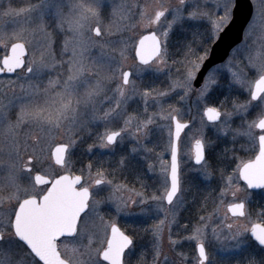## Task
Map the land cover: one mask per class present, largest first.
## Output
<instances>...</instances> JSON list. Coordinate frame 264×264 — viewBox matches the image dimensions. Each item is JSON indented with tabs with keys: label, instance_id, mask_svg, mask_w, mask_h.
Wrapping results in <instances>:
<instances>
[{
	"label": "snow or ice",
	"instance_id": "snow-or-ice-1",
	"mask_svg": "<svg viewBox=\"0 0 264 264\" xmlns=\"http://www.w3.org/2000/svg\"><path fill=\"white\" fill-rule=\"evenodd\" d=\"M100 2L74 0L67 13L60 4L53 5L51 2L29 4L18 9L9 7L3 13L4 16H31L33 13L36 16L35 27L31 30L21 29L19 32L0 34V47L5 49V54L0 57V73H16L21 93L16 95L15 89L9 85L15 102H0V135L7 141L5 147L8 155L7 160L0 159V165L6 168L3 183H0V204L15 201L11 211L0 214V264H26L21 259L25 255L32 257L30 264H39V261L43 264H132L130 255L136 247V234H126L115 222L105 220L98 211L105 202L114 203L118 212L138 205L145 215L152 211L163 213L164 218L150 229L155 240L151 264H169V256L163 250L166 229L169 245L175 247L180 242L172 238V226L177 223L178 209L185 202L180 138L181 133L189 128V123L182 122L180 109L170 104L165 107L163 101L176 93L177 89L183 91L181 101L193 93L198 100H206L212 87L218 83L216 74L220 68L210 72L200 88H194L197 74L207 57V50L200 55L189 44L182 61L171 60L168 38L174 26L183 23L185 19H208L211 22V37L215 39L237 5L234 0L217 3L216 7L222 8L224 15L212 18L206 8L196 3L187 10L185 16L187 0H179L177 5H171L167 0H156L154 5L121 4L113 8L115 19L105 23ZM48 7H55L57 23L53 32L48 31L49 26L44 20V10ZM133 8L140 9L138 23L144 27L161 25L164 21L159 38L153 32L139 41L136 55L140 63L135 74L138 79L142 72L170 70V60L172 64L180 63L183 72L177 70L178 78L170 80L167 90L141 88L132 79L133 71L126 70L127 41H121L117 48L108 39L115 33L135 27L129 23L133 17ZM169 14L172 15L171 20L167 18ZM259 16L261 31L264 32V0ZM254 28L255 17L245 32V40ZM56 30L64 34L59 52L55 47ZM36 33L41 36L38 46L31 39ZM145 41L150 43L146 44ZM245 47H248L247 43ZM92 48L100 49L99 58H89ZM246 66L256 70L255 78L248 79L243 69L234 71L232 75L236 83L247 86L250 98L244 103L233 101V111L224 107V101L220 102V107L206 106L204 114L209 121L220 122L219 131L225 134L231 131L233 140L239 136H246L250 142L258 140L259 155L247 163L242 161L231 175H226L224 169L214 168L210 151L212 142L203 137L196 139L195 162L200 166L198 170L206 178H211L218 171L224 186L217 197L219 203H215L211 212L199 216L198 221L192 225V234L184 237L197 241L193 264H218L209 250L212 242L227 254L219 264H230L233 256L236 257V264H264V224L249 221L252 226L248 227L247 224L239 223L248 220L251 213L246 200L238 196L246 189L234 182L242 178L247 182V188H264V43L250 50ZM46 73L55 75L49 76L44 83L41 78ZM136 97L143 101V114H129L127 111L128 102ZM150 103L156 104L158 110L149 113ZM98 105L100 114H97ZM82 107L91 109L93 119L103 120L106 124L122 119L123 126L119 130L106 128L100 137V147L107 149L114 147L124 135L131 134L145 152L151 153L154 149L148 148L143 141L158 121L161 127L167 128V150L170 151L171 160L168 163L161 161L164 183L159 195L149 194L145 197L143 192L129 188L127 184L117 183L115 176L109 179L112 173L102 166L95 167L91 162L81 169L82 175H53L51 180H47L37 172L34 184L22 181V174H31L34 163H38L37 154L41 151L39 146L62 133L68 139L58 144L54 155L55 163L66 168L69 150L80 131H83L82 127L78 129V116ZM13 108H18V111L13 112ZM253 109L256 110L255 118L248 120L247 116ZM234 115L243 118L241 128H231L230 121ZM257 129L261 134H257ZM131 151L135 153L137 148ZM117 163L120 169H124L128 167V158L121 157ZM49 184L50 187H46L43 192L35 190V185ZM102 185H107L110 191L102 199H95L93 189ZM125 193L131 194L126 196ZM229 195L239 202L226 204L225 198ZM149 201L155 205L154 209L150 207ZM214 217L219 219V223ZM259 217L264 219V209ZM182 227L188 228V225ZM248 234L255 244L248 239ZM62 237L72 243L58 244ZM21 242L23 247L18 248ZM23 248L28 251L25 253ZM245 254L241 262L239 257ZM178 255L181 260H186L183 253ZM137 264H148L144 254H141Z\"/></svg>",
	"mask_w": 264,
	"mask_h": 264
},
{
	"label": "rangeland",
	"instance_id": "rangeland-1",
	"mask_svg": "<svg viewBox=\"0 0 264 264\" xmlns=\"http://www.w3.org/2000/svg\"><path fill=\"white\" fill-rule=\"evenodd\" d=\"M254 7V12L251 21L249 24L254 22L255 17V28L251 31V35L245 40V33L242 42L233 49L228 59L213 69H211L206 77H208L210 72H214L217 68H220V71L216 74V79L218 83L214 85L207 97L206 100H198L195 93L191 94L183 101L180 100V96L183 95V91L177 89L176 93H173L169 97H166L163 101L164 106L167 107L169 104L175 108L180 109V116L182 120L191 121L190 127L184 132L180 139V165H181V178L183 182V187L185 189L184 194V204L181 205L178 209L177 223L172 226L173 239L179 240V244L175 247L171 246L167 242V229L165 230V238L163 243V250L169 256V264H193L194 257L196 255V244L197 241L184 239V237L190 236L192 234L191 228L182 227L184 224L181 222L185 208H188L190 197H191V186L196 182L200 186L202 185H211L209 188L210 192L214 194V202L219 203L217 197L219 195L220 189L224 186L223 181L221 180L220 175H212L211 178H206L204 174L199 171V165L194 164L193 162V145L196 139L203 137L206 140L208 135L217 136L220 139L227 140L230 144L237 147L239 152L237 153L238 158H240L239 164L243 161L252 159L258 151L259 145L258 140L250 142L246 136H239L233 140V134L229 131L227 134L218 130V125L220 122L211 123L207 121L204 115V109L206 106H209V101H220L223 97V92L226 94V91L234 89L237 92L239 100H236L238 103H244L248 100L249 92L247 86H241L236 83L233 79L232 73L234 71H239L243 69L248 79H253L256 77V70L248 68L247 65V56L250 50H254L260 47L264 43V32L261 31V18L259 16L260 6L262 0H251ZM60 4L64 12L67 13L74 0H0V34L4 33H13L19 32L21 29H29L35 27L34 18L35 13L31 16L24 14L20 16H4L3 13L8 10L9 7L13 9L24 8L29 4H39V3H49ZM171 5H177L179 0H167ZM226 0H187L185 5L186 11L184 15L187 16V10H190L194 3L199 4L201 7L206 8L207 11L211 13L212 18L223 16V9H218L216 7L217 3H224ZM144 4L148 3L154 5L156 0H101L100 2V11L102 13V19L105 23H109L115 19L112 15L113 8L121 4ZM255 5V6H254ZM139 8H133V17L129 21L130 24H134L135 27L130 30L123 31L120 33H115L109 37L113 47H120L121 41H127V51H126V70L133 71L134 75L132 79L137 81V84L141 88L151 87L160 90H167L170 80L178 78V71L183 72V67L180 63L172 64L171 60L182 61L184 59L185 52L187 47H184V37H188L189 43L191 46L196 49V51L203 55L205 49L207 50V55L210 51V47L214 40L211 37V22L208 19H201L193 21L190 19H185L183 23H178L174 26L172 32L168 38V50L171 55V60L169 61L170 70L165 72H153L147 71L142 72L137 79L135 74L136 67L139 65V62L135 57V46L138 38L149 31H156L157 34L161 36L162 26L164 21L161 22V25H154L152 27H144L138 23L139 21ZM232 16V12L229 20L223 25L221 30L228 24ZM168 20L172 19V15H168ZM44 20L48 24V31L53 32L55 25L57 23V18L55 16V7H48L44 10ZM248 24V26H249ZM248 26L245 32L248 30ZM220 30V31H221ZM219 31V32H220ZM64 34L55 31L56 39V49L59 52V49L62 45ZM33 44H39L41 36L39 33H36L31 37ZM247 43L248 47H245ZM5 54V49L0 47V57ZM101 55L99 48H92L88 54L90 59H97ZM67 59V56L64 57ZM55 73H46L41 80L46 83L49 76L54 77ZM205 77V78H206ZM18 83H24V81H18ZM9 85L12 89H15V94L20 95V89L17 86V75L13 77H1L0 78V102L8 104L9 100L14 101V96L12 91L9 90ZM194 86V85H193ZM195 88V87H194ZM111 95V93H109ZM15 102V101H14ZM105 108L108 107L107 104L104 105ZM158 107L156 104L150 103L149 113L157 111ZM228 111H233L232 106L227 108ZM18 111V108H13V112ZM127 111L129 114H143V101L136 97L135 99L128 102ZM256 110H250L249 115L247 116L248 120L255 118ZM97 114H100L99 105L97 106ZM243 118L240 115H234L230 121L231 128H241ZM78 129L83 128V131H80L79 136L76 139L73 147L69 150L70 156L80 157L81 163L78 166L74 165L78 172L82 175L81 169H84L86 165L91 162L95 167L102 166L108 172H111V160L114 159L115 164L120 160L121 157L128 158V167L120 169L117 166V175L115 174L117 183L127 184L129 188H135L139 192H143L145 197L149 194L159 195L163 191L164 175L161 172V161L168 163L170 162V151H168V132L167 128L161 127V122H157L156 126H153L152 132L150 135L143 141V144L148 148L154 149L153 152H145L141 144L137 139L131 134L124 135L122 140H119L118 143L111 149L100 147V137L104 134L106 128L110 130H119V127L123 126L122 119H118L111 123H105L103 120L93 119V113L91 109H80L78 116ZM23 131H27L24 129ZM38 131V130H37ZM257 134H261L257 129ZM23 135V132L21 133ZM68 137L63 133L57 135L54 139L47 140L42 143L39 147L41 149L38 152V158H47L51 163L52 173L60 172L62 169L57 165L52 157V150L55 145L60 142H66ZM6 143L3 135H0V156L8 158ZM95 145V147L90 148V146ZM243 145V147H241ZM137 148V152L133 153L132 148ZM86 160V161H85ZM238 164V165H239ZM151 165L152 167H149ZM72 167V166H71ZM95 167L93 171H95ZM235 170L225 171L226 175H231ZM122 173H125L122 176ZM112 179L113 176L108 177ZM235 183L238 184L242 189H246L238 194L241 199L246 201L253 200V195L251 190L241 182L240 178ZM209 185V186H210ZM110 191L107 185L98 186L93 189V196L95 199H102ZM131 193H125V195H130ZM138 199L137 197H133ZM239 202V200L234 201L231 195L225 198V203ZM166 204V203H165ZM151 208H155V205L149 201ZM170 207V206H169ZM98 211L101 215L105 217L106 221H112L115 223H120L125 225V227L131 232L136 234V247L131 252L130 259L132 264H137L138 259L141 257V254H144V259L151 264L153 256V245L155 243L152 232L150 231L151 226L157 223L158 220L163 219V213H157L152 211L150 214L145 215L141 211V207L138 205H132L128 209L123 211H117L116 206L112 202L103 203ZM217 223L219 219L214 217ZM252 222H257L253 216H249L248 220H241L239 223L247 224L248 227H251ZM248 234V238H249ZM209 240H211V233H209ZM65 242L72 243L71 240H64L61 245ZM211 254L216 257L218 264L227 254L219 250L218 245L215 242L211 243L209 248ZM178 253H183L186 257V260H181V257ZM102 260V259H101ZM30 264V262H26ZM106 264V263H105ZM230 264H236V257L233 256Z\"/></svg>",
	"mask_w": 264,
	"mask_h": 264
},
{
	"label": "trees",
	"instance_id": "trees-1",
	"mask_svg": "<svg viewBox=\"0 0 264 264\" xmlns=\"http://www.w3.org/2000/svg\"><path fill=\"white\" fill-rule=\"evenodd\" d=\"M184 38V47H186L190 44V41L188 37ZM236 100H239L237 92H235L234 89H231L229 91L227 90L226 94L223 92V97H221L220 101H209V104L215 107H220V102L224 101V107L227 109L228 107H231L232 102ZM206 140L212 142V148L210 149V151L214 168H222L224 169V171L235 170L240 161V158H238L237 155L240 149L237 150L236 146L230 144L225 139H220L217 136L208 135L206 137ZM207 151L208 149H206V153ZM214 174L216 176H219L218 171ZM209 185H202L201 187H199V185L198 188H196V192L193 193L190 197L188 208H185L183 217L181 219V222L184 225H188L189 228H191L192 225L198 221L199 216L205 215L206 212H211L213 210V207L215 206V192L213 191V194L210 192L209 188L211 187V185ZM250 192L253 195V200L246 201L248 210L251 213V216H253L257 222L264 224V219H261L259 217V213L262 209H264V190ZM248 239L251 240L253 244H255L250 236Z\"/></svg>",
	"mask_w": 264,
	"mask_h": 264
},
{
	"label": "water",
	"instance_id": "water-1",
	"mask_svg": "<svg viewBox=\"0 0 264 264\" xmlns=\"http://www.w3.org/2000/svg\"><path fill=\"white\" fill-rule=\"evenodd\" d=\"M234 3L237 6L232 9V16H231L230 21L223 28V30L220 31L217 39L212 43L210 51H209L206 59L203 61V65H202L199 73L197 74V82H194V87L197 89L200 88L201 85L203 84L204 79H205L206 75L208 74V72L212 68H214L215 66L224 63L228 59V57L230 56L233 49L235 47H237L243 40L245 30H246L249 22L252 19L254 7H253V3L251 0H234ZM153 32L154 31L143 34L138 39L136 48L138 47L139 41L141 39H143L144 37H149ZM156 36L159 38V36L157 34H156ZM145 43L148 44V43H150V41H145ZM136 58H137V61L139 62V58L137 55H136ZM1 74H3V73H0V75ZM7 74H14V73H7ZM204 111H205V109H204ZM205 117L207 119L206 115H205ZM207 121H209V120L207 119ZM182 122H187L190 125L189 121H183L182 120ZM209 122L216 123L213 121H209ZM185 130L181 133V137L184 134ZM258 145H259V143H258ZM57 146H58V144L55 145L53 150H52V157H53L54 162H55L54 153H55V148ZM193 154H194L193 162H194V164H196V162H195V143L193 145ZM257 155H259V148H258L257 154L252 159L245 161V163L252 161V160H255ZM170 160H171V154H170ZM59 166H61V165H59ZM75 175H80V174H74L72 176H75ZM240 180L242 183H244L247 186L246 181H244L242 178H240ZM248 189L252 190V191H258V190H263L264 188H248ZM255 223L262 224L260 222H255ZM250 237H251V235H250ZM251 239H252V237H251ZM42 264H43V262H42Z\"/></svg>",
	"mask_w": 264,
	"mask_h": 264
},
{
	"label": "flooded vegetation",
	"instance_id": "flooded-vegetation-1",
	"mask_svg": "<svg viewBox=\"0 0 264 264\" xmlns=\"http://www.w3.org/2000/svg\"><path fill=\"white\" fill-rule=\"evenodd\" d=\"M152 31H154V30H152ZM149 32H151V31H149ZM154 32H156V31H154ZM146 33H148V32H146ZM156 34H157V32H156ZM157 35L160 37L159 34H157ZM137 42H138V40H137ZM136 45H137V43H136ZM134 53L136 54V46H135ZM135 57H136V55H135ZM136 60H137V58H136ZM15 74L16 73H14V74L3 73L0 75V78L1 77L10 78V77H13ZM116 157H118V156L113 157V160H111V164H110L111 172L113 171L112 176H115V174L117 173L118 164H115V162H114L115 161L114 159H116ZM0 159L7 160L8 158L0 156ZM68 160H69V163L67 164L66 168H65V166H60L62 170L60 172L53 174L52 170H51L52 168H51L50 160H48L47 158H38V163H34V165H33V172L31 174H29L27 172L23 173L21 176V179L25 184H34V176H35V174H37V172L41 175H44L47 180H51L53 175L59 176V175H65V174H68V175L80 174L76 168L74 169V167H75L74 165L78 166V164L82 162L80 157L77 156V158H76L75 156L72 157L69 155ZM124 174L125 173H122V176H124ZM5 175H6V168L4 165H0V183H3V177ZM198 186H199V184H197L196 182L191 186L190 191L192 194L196 192V188H198ZM46 187H50V184L49 185H35V190L39 191V192H43L46 189ZM199 187H201V186H199ZM13 204H15V201L11 202V204H9L8 202H5L4 204H0V214L11 211ZM116 224L123 231H125L126 234H131V232L125 227V225H122L120 223H116ZM64 240H66V239L62 237L61 239L58 240V244L61 245V243ZM17 247L18 248L23 247V242H21L20 245H17ZM23 251L26 253L28 251V249L23 248ZM258 256H259V253H257V257ZM245 257H246V254L244 256L239 257L241 262H243ZM21 259L24 260L25 262H31L32 261V257L26 256V255L21 257ZM35 259L38 261V258H35ZM101 259H102V257H101ZM105 263L108 264L107 262H105ZM39 264H42V262L39 261Z\"/></svg>",
	"mask_w": 264,
	"mask_h": 264
},
{
	"label": "bare ground",
	"instance_id": "bare-ground-1",
	"mask_svg": "<svg viewBox=\"0 0 264 264\" xmlns=\"http://www.w3.org/2000/svg\"><path fill=\"white\" fill-rule=\"evenodd\" d=\"M222 30H223V29H222ZM219 33H220V32H219ZM218 35H219V34H218ZM217 37H218V36H217ZM216 39H217V38H216ZM216 39H215V40H216ZM215 40H214V41H215ZM212 69H213V68H212ZM210 106H212V105H210ZM183 121H189V120H183ZM189 122H190V125H191V121H189ZM190 125H189V127H190ZM187 129H188V128H187ZM187 129H186V130H187ZM186 130H185V131H186ZM263 190H264V189H263ZM258 191H259V190H258ZM250 238H251V237H250Z\"/></svg>",
	"mask_w": 264,
	"mask_h": 264
}]
</instances>
